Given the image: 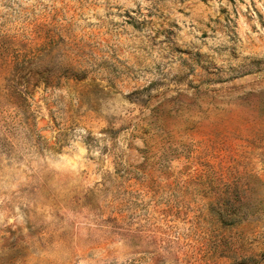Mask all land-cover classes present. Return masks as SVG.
Returning a JSON list of instances; mask_svg holds the SVG:
<instances>
[{"label": "clouds", "instance_id": "obj_1", "mask_svg": "<svg viewBox=\"0 0 264 264\" xmlns=\"http://www.w3.org/2000/svg\"><path fill=\"white\" fill-rule=\"evenodd\" d=\"M209 177L264 189V0H0V264H264Z\"/></svg>", "mask_w": 264, "mask_h": 264}, {"label": "rangeland", "instance_id": "obj_2", "mask_svg": "<svg viewBox=\"0 0 264 264\" xmlns=\"http://www.w3.org/2000/svg\"><path fill=\"white\" fill-rule=\"evenodd\" d=\"M232 2H234V0H232ZM204 3H208V0H204ZM134 11H137V9H128L124 13V15H127L129 17L130 22L134 23L137 27H142L143 25L148 23L147 21H138L135 17H133L131 13ZM219 11L222 15H225V19L227 20L228 17L226 14L228 12V9L222 7ZM216 23H220L218 17L216 18ZM208 26L211 27L212 25L209 24ZM176 27H179V25H176L175 22H173L172 27L164 29L162 32H158L157 35H165L167 41L173 45V51L177 53L189 56L197 62L206 59V57L200 52H194L191 48H183L175 42L174 37L176 33L174 31V28ZM205 35H207V33H205ZM184 63L188 64V61H184ZM29 71L39 70L29 69ZM25 75H27V73H25ZM111 134L115 135V133ZM213 150L216 153L214 159H216L218 162L216 167L223 171L228 160L230 159V157L227 155H221V153L227 152V147L226 145L217 142L213 145ZM207 166L210 168L212 167L211 164H208ZM243 179V177L238 178L237 181L233 184L224 183L223 180L217 182L211 177H209V180L207 181L210 189L209 194L215 197V212L218 214L219 217H223L225 221L236 222L238 218L242 215L243 207L240 204V198L246 193H250V199L253 202V205L258 207L261 204H264V189H262L257 182H254L257 184V186L252 187L250 189H246L241 182ZM222 226L227 228L229 224L224 223L222 224ZM230 251L231 244L229 239L225 237L222 232H214L207 241L204 258L215 260L222 256L228 255Z\"/></svg>", "mask_w": 264, "mask_h": 264}]
</instances>
